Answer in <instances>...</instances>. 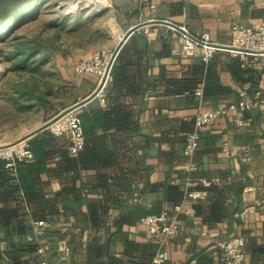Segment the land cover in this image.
<instances>
[{"label":"crops","instance_id":"1","mask_svg":"<svg viewBox=\"0 0 264 264\" xmlns=\"http://www.w3.org/2000/svg\"><path fill=\"white\" fill-rule=\"evenodd\" d=\"M86 4L89 8L82 15L75 11L72 17L89 16L90 22L105 19L108 26L102 33L107 42L102 47L112 50L123 34L140 22L168 20L193 34L205 31L212 41L224 45L232 42L234 24L253 27L264 22V0H86ZM90 51L88 48L76 56L67 47L64 55L71 62V56L79 58ZM118 56L125 74L121 102L131 120L121 133L126 147L116 150L118 159L110 169L118 177L101 185L95 168L74 179L59 176L56 169L44 173L46 196L61 195L64 184L75 190L64 196L61 213L45 219V236L37 243L26 240L32 232L30 222L0 227V264L37 261L33 244L48 249L52 264H149L159 248L168 256L164 264H218L216 242L233 235L245 239L249 264L264 263V57L249 62L255 70L250 87L232 72L235 56L217 50L211 58L217 73L213 91L193 98L184 89L191 79L201 78L192 68L200 60L185 55L178 29L147 22L125 40L115 60ZM65 67L57 65L64 76L49 95L51 106L39 105L44 115L28 130L19 125L22 132L16 140L98 87L95 74L76 72L72 65ZM111 85L110 79L102 91L103 104L97 96L78 110L106 106ZM242 90L253 106L230 109L205 126L192 157L198 168L188 170L183 148L199 109L238 104ZM203 180L223 190L220 218L195 214L193 201H183L187 190L208 186ZM170 184L183 190V207L175 235L160 244L141 219L162 211L170 217L175 214L166 194ZM94 200L108 204L99 209L98 225L88 219V204ZM199 201L208 205L209 195ZM62 239L70 246L68 252L57 250Z\"/></svg>","mask_w":264,"mask_h":264},{"label":"trees","instance_id":"2","mask_svg":"<svg viewBox=\"0 0 264 264\" xmlns=\"http://www.w3.org/2000/svg\"><path fill=\"white\" fill-rule=\"evenodd\" d=\"M37 41V39H31L29 43L15 49V56L22 58L17 62L19 67H27L30 58L39 52L40 45ZM118 59L119 56L111 68L112 85L107 94L108 104L92 106L79 111L84 144L77 153H70L67 136L58 137L49 130H44L29 139L28 147L33 156L31 159L16 161L13 174L6 167L7 161L0 158V227L9 226L21 220L28 223L29 219H47L54 214L61 213L64 196L74 191L75 187L64 184L61 195L46 196L47 181L42 177L44 173L52 169H56L61 177L70 176L74 179L79 177L84 170L95 168L98 171V180L101 185H105L108 178L118 177V174L112 173L110 169L118 159L116 150L126 147V141L121 133L130 126L131 121L125 104L121 102L123 98L121 84H123L125 74ZM199 60L200 62L193 64L192 68L194 72L201 75V78L191 79L184 89L185 93L193 98L199 86H202L204 94H210L213 91V83L217 80L216 67L211 59L208 62ZM243 64L244 61L239 56H235L231 63L232 72L251 87L255 80V70L249 63ZM203 74H205L204 77H202ZM50 90V86L43 90L26 88L22 91V95L26 98L33 96L35 100L31 99L29 102H35L48 108L51 106ZM199 189L208 192L209 203L204 205L199 200H192L195 214L214 219L220 218L222 188L219 185L210 184L200 186ZM166 194L168 200L173 203L172 205H175L182 201L184 193L179 186L170 184L166 187ZM105 202L94 200L88 204V219L92 225H98L100 222L98 212L99 209L102 210L108 206ZM31 246L37 249L36 244ZM153 255L149 258V264H152Z\"/></svg>","mask_w":264,"mask_h":264},{"label":"rangeland","instance_id":"3","mask_svg":"<svg viewBox=\"0 0 264 264\" xmlns=\"http://www.w3.org/2000/svg\"><path fill=\"white\" fill-rule=\"evenodd\" d=\"M60 1L65 3L66 9L58 7ZM85 2L0 0V143L15 142L22 132L19 125H25L28 130L44 115L39 105L29 102L35 97L22 95L24 89L43 90L50 86L52 93L64 76V72L57 68L58 64L63 67L72 65L79 72L76 63L85 55L78 58L76 54L88 48H91L90 53L112 50L102 47L107 42L102 33L108 26L105 19L90 22L89 16L72 17L75 11L82 15L85 10L81 7ZM67 10L71 11L69 16ZM31 39L38 40L39 52L30 58L27 67L21 68L17 62L22 58L15 56V49ZM67 47L76 55L71 56V62H67L64 55Z\"/></svg>","mask_w":264,"mask_h":264},{"label":"built area","instance_id":"4","mask_svg":"<svg viewBox=\"0 0 264 264\" xmlns=\"http://www.w3.org/2000/svg\"><path fill=\"white\" fill-rule=\"evenodd\" d=\"M182 29L183 30H179L182 32V49L185 55L190 58H199L202 61L208 62L217 50H225L219 48L217 46L218 43L212 41L209 33L205 31L193 34L183 27ZM232 32V42L227 45L233 48L228 51L234 56H239L244 61L243 65L249 63L250 60L256 61L259 58L264 57V22L253 27L234 24L232 26ZM113 51L114 50H97L79 58L76 63V69L80 73H92L98 77V86L103 81L101 89L97 95L102 104L104 103V95L102 91L111 79L112 67L108 71V66ZM202 92L203 88L202 86H199L195 90V95L201 96ZM240 95L243 98L238 104H232L227 107L219 106L217 108L199 109L195 117L193 129L186 135L183 148L185 155L189 159L187 162L188 170L198 168V165L192 160V157L199 146L200 133L205 126L214 123L218 118L224 116L230 109L239 107L240 109L245 110L253 106L250 101L245 99V90H242ZM46 130H49L58 137L67 136L69 140V151L71 154L77 153L84 144L78 109H71L62 113L49 124ZM225 149H228L227 144H225ZM32 156V151L28 147V141L0 144V158L7 161L6 167L12 171V174L14 173L16 161L31 159ZM202 183L208 185L209 181L203 180ZM207 196L208 192L205 190L191 189L186 191L183 201L203 200L207 198ZM182 202L173 206L175 214L171 217L168 215L167 211H162L159 214L146 215L141 219L142 224L147 228L149 234L157 239L158 242L160 241V244L175 235L178 229V214L183 207ZM29 222L32 226V232L26 235V240L37 243L45 236L47 222L45 219H30ZM216 246L219 250L218 264H249L245 252V239L242 236L233 235L218 240ZM57 250L68 252L70 246L67 241L62 239L57 243ZM37 253L39 255L38 260L30 264H52L48 260V249L44 245L38 244ZM167 258L166 251L159 248L153 255L151 263L162 264Z\"/></svg>","mask_w":264,"mask_h":264},{"label":"water","instance_id":"5","mask_svg":"<svg viewBox=\"0 0 264 264\" xmlns=\"http://www.w3.org/2000/svg\"><path fill=\"white\" fill-rule=\"evenodd\" d=\"M58 7L60 8H64L66 9V5L63 1H60L58 3ZM89 8V4L84 5L83 7H81V10H86ZM71 13V11H66V14L69 16ZM147 22H156V23H160V24H165L168 26H172L178 30H183L179 25L168 21V20H161V19H157V20H153V21H147ZM147 22H140L132 27H130L122 36L121 40L119 41V43L117 44V46L115 47L111 60L109 62V66H108V71L109 69L112 67L114 60L119 52V50L121 49V47L123 46L125 40L135 31H137L141 26H143V24L147 23ZM219 48L225 49V50H229L233 47H230L229 45H224V44H218L217 45ZM107 71V72H108ZM103 81L99 84V86L95 89V91H93L89 96H87L86 98H84L81 101H78L76 103H74L73 105L69 106L68 108L64 109L60 114L56 115L55 117H52L51 119H49L48 121H46L44 124H42L41 126L37 127L36 129L28 132L26 135L22 136L20 139H18L15 142H19V141H28L30 138H32L33 136L37 135L38 133L44 131L47 129V127L49 126V124L55 120L57 117H59L62 113L71 110V109H79L80 107H82L83 105H85L86 103H88L89 101L93 100L95 97H97L101 86H102Z\"/></svg>","mask_w":264,"mask_h":264},{"label":"bare ground","instance_id":"6","mask_svg":"<svg viewBox=\"0 0 264 264\" xmlns=\"http://www.w3.org/2000/svg\"><path fill=\"white\" fill-rule=\"evenodd\" d=\"M90 1H92V0H88V2H90Z\"/></svg>","mask_w":264,"mask_h":264}]
</instances>
